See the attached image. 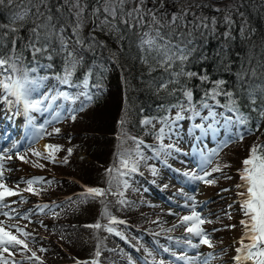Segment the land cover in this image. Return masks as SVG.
Returning a JSON list of instances; mask_svg holds the SVG:
<instances>
[{
    "label": "trees",
    "instance_id": "16d2710c",
    "mask_svg": "<svg viewBox=\"0 0 264 264\" xmlns=\"http://www.w3.org/2000/svg\"><path fill=\"white\" fill-rule=\"evenodd\" d=\"M222 1L224 0H204L208 2V6L211 3L220 4ZM56 3L57 0H51V4ZM82 3L87 5L85 12L88 18L84 21L83 28L74 36L77 48L68 47V50L73 52L79 61L72 77V85H62L55 78L57 75L63 76L66 63V54L59 50L58 45L55 46L56 51L52 53L51 60L41 55L37 57L38 63L33 61L30 50L25 47L32 37L31 29L34 22L39 23L40 20L35 16L34 8L32 14L22 21L18 20L13 23L12 17L15 13H22L25 9L32 8L29 0H12L10 4L6 2L0 5V34L8 33L3 37L0 53L9 54V49L13 47L11 42L15 39L16 52H22L25 57L24 64L29 68H38V72L31 73V75L47 76L50 79L51 83L48 88L50 91L43 92L41 95L43 100H48L45 97L51 99L52 96H59L61 91L67 92L69 96L79 97L75 102L70 100L71 104L83 100V111H79L81 105L74 107L56 126L67 128L69 133L67 149H76L77 146L78 149H83L89 160H75L71 158L72 155L68 156L66 151L61 154V161L68 156L69 162L62 164L67 166L76 175L75 177L72 174L62 175L63 179L58 180L51 173H43L54 183L58 181L54 186L55 189H61V195L41 200L43 206L48 205L54 208L53 217L47 213L43 216L47 218V221L44 220L42 224L44 231L41 235L49 238L50 236L44 233L45 231L54 233L58 230H68L67 222L84 223L85 227L99 222L101 225L114 228L115 231L110 233L105 227L95 229L96 235L104 238V244L92 241L93 249L90 255L82 253L83 256H81L70 253L69 257H63L62 249L58 245H56L58 250L55 254L63 258L62 264H77V261L90 262L93 259H98L99 264H128L129 258L136 261L135 256L132 252L125 253L122 242L127 243L125 245L127 248L129 244L133 248H138L137 243H141L138 234L151 233L158 228L154 220L153 204L145 198L136 200L135 192L147 188V184H154L161 173L158 161L150 163L151 154H155L160 161H166V158L173 154V150L181 146L175 138L168 137L167 131L170 127L161 121L167 120L171 128L177 123L176 121L172 124V120L179 109L172 105L182 103L186 108L188 107V101L182 94L184 89L193 92L192 104L200 113L199 116H193L190 111L182 112L184 118L191 123L200 121L201 117L209 111L221 115L223 120L221 132L227 129L225 127L227 117H231L234 122L238 121L241 116L249 121L247 125L234 123L231 126L229 134L232 142L229 143L228 151L220 155V159L216 162L221 166L230 165L224 170H231L232 193L241 207L242 198L239 193L244 189L237 188L236 185L242 183L240 180L242 161L248 157L252 145H264V118L259 116V112L264 110V94L260 91V88L264 87V0H238L237 4L225 8L227 15L230 14L233 21L230 25H221L217 19L213 24L212 18H215L217 13L215 8H208L207 4L201 7L206 13L207 28L199 26V20L196 18H204L203 16L195 12L196 17H188L185 21L187 27L177 28L172 39L173 43H178L181 40V34H183V39L187 40L191 33L193 44L189 47L194 46L195 51L184 63L183 68L185 71L197 73V76L180 77L179 83H169L167 90H157V86L162 80L168 82L173 80V77L169 72L159 68L146 51H141L137 47L140 35L146 31L144 30L146 27L129 31L121 25V32L115 33L102 24L103 16L97 18L91 14L92 8L97 6L95 0H82ZM54 16L58 20L57 26L64 28L65 37L69 36V29L65 27L71 25L73 29L74 19L68 17L67 10L63 18L55 12ZM244 22L247 25L245 31H243ZM11 28H16L17 31L12 33ZM163 31L168 32L169 29L165 28ZM120 36L122 38H118ZM145 56L148 57V64L142 60ZM46 65L52 66L46 67ZM150 67L155 68V71H150ZM253 70L255 75L252 74ZM171 71H179V68L174 66ZM244 73H247V76L240 79ZM201 76H207L208 80H201ZM86 77L89 80V87L84 89L82 82ZM217 80L225 81L223 89L225 92H231L233 94L231 97L221 94L213 100L205 95L206 92H211ZM97 84L100 85L99 88L96 87ZM82 91H87L92 95L93 100L88 102L80 95ZM170 92L174 94L170 95ZM250 92H252L251 96ZM61 99L64 98L61 97ZM232 101H235L234 106L238 111H229V107L233 106ZM3 103H9L16 112L22 110L21 101H17L15 96L9 95L2 89L0 104ZM203 103H207L209 108H204ZM57 112H59L58 109ZM73 114L77 117L75 121L70 119ZM121 117L127 121L123 126L126 135L123 137L122 146L119 138ZM144 119H151L152 125H144L142 123ZM161 127L165 129L163 145L172 144L175 146L173 149L161 148V141L157 139ZM247 129H252V131L249 132ZM237 132L244 134L243 141L235 138ZM60 133L65 132L60 131ZM130 137L143 141L140 146L143 159L135 156L136 145ZM126 150L132 152V157L138 161L135 172L124 169L120 165L117 153L126 152ZM158 151L159 156H157ZM110 168L113 172L109 174L107 170ZM121 172L126 174L121 175ZM110 180L111 183H109ZM124 181H127L128 187L124 186ZM88 187H99L106 190L110 188L111 191L106 197L88 198L87 202H83L85 197L82 194ZM62 188L66 193L63 194ZM121 200L125 203L121 204ZM84 210L88 213L90 211L89 216L93 217V221L78 220ZM240 216L242 220L247 219L243 212ZM110 218L124 221V223H110ZM60 219L67 222L60 223ZM117 232L120 235H117ZM97 250L101 253L99 257L95 256Z\"/></svg>",
    "mask_w": 264,
    "mask_h": 264
},
{
    "label": "rangeland",
    "instance_id": "374dc122",
    "mask_svg": "<svg viewBox=\"0 0 264 264\" xmlns=\"http://www.w3.org/2000/svg\"><path fill=\"white\" fill-rule=\"evenodd\" d=\"M237 2L238 0H224L220 4L211 3L208 6V2H204V0H178L176 7L180 9L191 4L193 5L191 10L201 17H205L206 13L201 7L196 5L207 4L208 8L213 7L215 9L218 7L220 11H216L215 20L217 19L223 25L228 23L225 22L227 10L222 5L231 6L237 4ZM87 18L88 15L84 12V21H87ZM243 25V31H245L247 29L246 22ZM65 28L69 29V36L65 37L68 41V47L70 49L77 48L74 38L76 33L72 31V26ZM147 29L145 28L144 30L148 31ZM50 83L48 78V80L44 81L43 87L29 97L30 99H40L43 102L41 111H25V107L22 106L21 112L17 114L11 111L7 103L0 105V154L12 156L11 160L5 159L4 161L6 169L4 182L8 187L19 193L16 196L6 197L4 202L7 204L6 207L0 205V223L9 227V230L19 238L26 239L29 247L39 257L41 256L44 264H62L63 258L55 254V251L58 250L56 245L62 249L61 255L63 257H69L70 253H76L81 256H83L82 253L90 255V251L93 249L92 241L104 244V238L96 235L94 228L85 227L84 223H73L70 219L69 222L71 223L60 219V223L65 224L67 222L68 230H58L54 233L45 231L44 233L48 234L49 238L41 235L44 231L42 224L44 220L47 221V218H43V216L46 213L51 215V217L54 216L52 213L54 208H43L41 200L61 195V189H55L54 186L58 181L56 180L54 183L53 180L43 173H51L58 180L63 179L62 175L72 174L74 177L76 175L61 162V154L67 151V146L69 145L67 128L60 126V130L64 131V134L54 133L51 136L45 134L38 141H34L33 136L40 126H44L47 132H52L57 123L62 122L72 108L81 105L83 101L78 100L73 105L70 100L61 99L60 96H57L58 98L55 101L52 99L43 100L40 95L49 88ZM1 91L2 88H0V93ZM57 109L61 115L58 120H54L53 117L56 115ZM205 117L207 119H204ZM178 122L181 124H174L172 128L168 129V135L176 138L184 145L183 148L181 151H177V153L167 157L165 163L160 162L161 173L154 184H147V188H142V190L135 192L136 200L145 198L153 204L155 211L154 220H156L158 228L148 234H138L141 240V243H137L138 248H133L130 244L127 248L125 246L127 243L122 242L125 253L130 254L132 251L135 256L134 259H138L140 262L129 258L128 264H160L161 261H163V264H186L183 260H176L172 256V252H175L178 256L181 254H186L189 257L200 256L201 259H204L211 252L215 259L210 260L209 264H235L232 258L237 254L235 250L241 246L240 240L244 235L245 229L240 224L242 220V216H240L241 207L232 193L233 179L226 178L231 177V170L225 169L222 173H213L212 176L208 177V179L216 178L217 183L215 185L192 180L190 175H184V173L203 175L200 164L201 153L207 156L211 150L221 148L225 141H231V139H227L229 132H221L223 120L220 114L216 115L215 120L209 115H205L201 122L198 123L203 124L205 129L208 128L209 124H212L216 129L215 132L211 130L204 132L194 127L196 123L190 127L187 120L182 119ZM58 127L56 126V128ZM39 142H44L45 145L62 146V150L56 153L55 163L33 155L32 149L47 153L46 149L41 150L38 147ZM229 143L227 147H223L220 150L218 157L213 159L211 165L205 166L207 171L212 169L218 159H220V155L228 151ZM72 150H74V153L71 158L89 160L88 157L86 158L83 149H78L76 146V149ZM21 155L25 156L27 162L18 158ZM151 157L150 163L158 161L155 154H151ZM132 159L136 160L135 157H132ZM35 163L42 164L43 167H36L34 166ZM34 178H42L41 182L33 185L36 191L39 192L38 195L25 191L28 187L25 182ZM223 189H228V191H223ZM64 190L62 188L63 194L66 193ZM189 197H195V200H190L188 199ZM193 204H195L196 211L200 212L202 217L213 221L212 223H205L202 227L209 234L215 248H209L203 244L199 248H192L186 243L187 239H191L193 244L199 243V237L191 236L186 232V226L180 223L181 217L191 214ZM185 205H188V207H184ZM3 213H8V215L5 216ZM226 214H230L231 219ZM89 215L90 211L88 213L84 210L79 215L78 220L82 222L86 220L93 221V217ZM228 225H235V228L226 227ZM10 226L24 228L31 235L25 238L16 232V227ZM214 229L219 230L214 231ZM62 243L64 244L61 245ZM245 243H248V241L245 240ZM166 248L170 251L166 252L164 250ZM40 249H45V251H40ZM15 253V256L9 259H14L17 264H40L35 259H26L30 255L27 251L21 252L16 249ZM5 256L7 257V254ZM249 263L251 264V262Z\"/></svg>",
    "mask_w": 264,
    "mask_h": 264
},
{
    "label": "snow or ice",
    "instance_id": "6c2138e0",
    "mask_svg": "<svg viewBox=\"0 0 264 264\" xmlns=\"http://www.w3.org/2000/svg\"><path fill=\"white\" fill-rule=\"evenodd\" d=\"M6 2L10 4L12 3V0H0V5H3ZM177 2L178 0H95L97 6L93 7L91 12V14L97 18L103 16L102 24L106 25L108 30L115 33L121 32V25L129 31L138 28H148V31H145L140 35L137 47L141 49V51H146L159 68L163 69L165 72H169L170 76L173 77V80L168 82H164L162 80L157 86V90H167L169 83H179L180 77L192 78L197 76V73L185 71L183 68L184 63L189 60V57L195 51L194 46L189 47V45L193 44L191 33H189V39L187 40H184L183 34H181V40L178 43H173L172 39V37L176 34L177 28L181 26L187 27V24L185 23L186 19L190 16L196 17V13L191 10L193 7L191 4L178 9L176 7ZM29 4L33 7L25 9L22 13H15L12 17L13 23L18 20L22 21L27 16L32 14L34 8V14L40 20L39 23L34 22V26L31 29L32 37L25 47L30 50L33 61L38 63L37 57L41 55L46 56L48 60H51L53 58L52 53L56 51L55 46L58 45L59 50L66 54V63L63 76L57 75L55 78L62 85H72V77L76 72L79 61L75 58V54L68 50V41L65 38L64 28L57 26L58 20L54 16V12L58 14L60 18H63L65 10H67L68 17L74 19L75 21V27H73L72 31L74 33H78L84 26V12L87 5L82 3V0H57L56 4H51V0H29ZM196 6L204 7L205 5L198 4ZM224 7L229 8V5H225ZM215 10L220 11V8L217 7ZM196 18L199 20V26L205 28L208 27V24L205 23L207 20L206 17ZM225 22L229 25L233 23L230 14L225 16ZM212 23H216L215 18H212ZM165 28H168L169 31L164 32L163 29ZM10 31L15 33L17 29L11 28ZM7 34V32L0 34V45L3 44V37ZM118 38H122V36ZM11 43L13 47L9 49V54L0 53V88H2L9 95L15 96L17 101H23L25 111H41V104L43 102L40 99H30L29 97L32 93L43 87L44 81L48 80V77L31 75V73L38 72V68L27 67L24 64L25 57L22 52H16L15 39H13ZM142 60L145 64H148L149 62L147 56L142 57ZM51 66L52 65H46V67ZM174 66L178 67L179 71H171ZM150 71H155V68L150 67ZM252 74L255 75L254 70ZM246 76L247 73H244L240 76V79H244ZM200 79L207 81L208 77L201 76ZM82 83L84 89L89 87V80L87 77ZM224 84L225 81L223 80L215 81V86L211 89V92H206L205 95L210 96L213 100H216V97L221 94L231 97L233 95L231 92L224 91ZM96 87L99 88L100 85L97 84ZM260 91L264 94V87H261ZM169 94L171 95L174 93L170 92ZM182 94L188 101V107L186 108L182 103L172 105V107L179 109L172 120V124L176 121L184 119V116L182 115V112L184 111L192 112L193 116L200 115V113L196 111L195 106L192 104L193 92L191 90L184 89L182 90ZM80 95L85 97L88 102L93 100V96L87 91H82ZM251 95L252 92H250V96ZM59 96L63 97L65 100H72L73 102L79 98L69 96L67 92L63 91L59 92ZM57 98V96L51 97L53 101ZM45 99L49 98L45 97ZM217 103H219V101H217ZM232 105L233 106L229 107V111H238V109L234 106L235 101H232ZM202 106L206 109L209 108L207 103H203ZM83 110L84 105L82 103L79 111ZM60 115L61 114L57 112L53 119L58 120ZM208 115L215 120L217 114L214 111H209ZM259 116L264 118V110L259 112ZM76 118L77 117L74 114L70 116L72 121H75ZM204 119H207V117ZM49 123H51V121H49ZM119 123L121 125L119 138L122 146L123 137L126 135L123 130V126L127 123V121L124 117H121ZM142 123L144 125H152V120L144 119ZM161 123L171 127V124H168L167 120H163ZM234 123L247 125L249 121L246 117L242 116L239 117L236 122H234L231 117H227L225 119V127L229 130V132L231 131V126H233ZM194 127L199 128L204 132H207L208 130L213 132L216 131L212 124H209L207 129H205L203 124H196ZM60 131V128H53L52 132H47L44 126H40V128L36 130L33 140L38 141L40 138H43L45 134L51 136L54 133L59 134ZM247 131L251 132L252 129H247ZM164 136L165 129L164 127H161L157 135V139L161 141V148L173 149L175 146L172 144L163 145L162 141ZM235 138L239 141H243L244 134L242 132H237L235 133ZM130 139H132L136 145L134 149L135 156L143 159L144 157L140 150V146L143 144V141L137 140L136 137H130ZM229 142L232 141H225L221 148L211 150L207 156H204L203 153H201L200 164L203 175H196L195 173H184V175H190L192 180L202 181L208 185H215L217 183L216 178L208 179V177L212 176L213 173H222L224 168L230 167V165L224 164L221 166L220 164H216L215 167H212L210 172L206 170L205 166L211 165L213 159L218 157L220 150H222L223 147H227ZM45 149L47 150L46 154L32 149L33 155L55 163L56 153L62 150V146L47 144L45 145ZM175 150L179 151V149ZM72 151L73 150L71 148L67 149L68 156L72 155ZM126 154L127 158H125ZM159 154L160 153L158 151L157 156H159ZM68 156H65L61 162L67 164L69 162ZM117 156L119 157L122 168L129 169L131 172L137 171L136 165L138 161L132 159V152L127 150L126 152H118ZM18 158L27 162L25 156L23 155ZM5 159L11 160L12 156L0 154V205L4 207L7 206V204L4 203L6 197L19 195L17 191L8 187L4 182V175L6 171L4 165ZM242 164L243 168L240 170V180L242 183L236 185V187L244 189V191L240 192L239 195L242 198L241 210L247 219L240 221V224L244 227L245 231L240 240L241 246L235 250L237 254L232 259L235 261V264H248V262H251V264H264V145H252L249 149L248 157L242 161ZM34 166L43 167V165L39 163H35ZM107 172L110 174L113 172V169L110 168ZM153 172L155 173V169H153ZM120 174L125 175L126 173L121 172ZM226 178L230 179L231 177ZM41 181L42 178H34L26 181L25 183L28 187L25 191L38 195L39 192L36 191L33 185ZM109 183H111V180ZM124 186L128 187L127 181H124ZM110 191V188L106 190L99 187H88L86 192L82 194L85 197L83 202H87L88 198L95 199L97 197H106ZM223 191H228V189H223ZM120 195H123V193H120ZM188 199L194 201L195 197H189ZM101 202L103 203V200ZM120 203L123 204L125 201L121 200ZM47 207L48 205L43 206V208ZM184 207H188V205H185ZM229 207H231V205H229ZM3 214L5 216L8 215V213ZM226 215H228V218L231 219L230 214ZM212 222L213 221L202 217L201 213L196 211L195 204H193L191 214L181 217L180 223L181 225L186 226V232L191 236L199 237V243L193 244L191 239H187L186 243L192 248H199L201 244L207 245L209 248H215L209 234L206 233L205 229L202 227L205 223ZM110 223H124V221H117L115 218H110ZM87 227L94 229L105 227L106 231L110 233L115 231L114 228L101 225L99 222L87 225ZM226 227L235 228V225H228ZM216 230L219 229H214V231ZM169 231H171V229H169ZM16 232L25 238L31 235V233L25 231L24 228L16 227ZM116 234L120 235L118 232ZM245 240H247L248 243H245ZM16 249H19L21 252L27 251L31 253L26 257V259H35L40 261V264H44L36 252L29 247L26 239L19 238L11 230H9V227L0 223V264H17L14 259H9L15 256ZM164 250L166 252L170 251L167 248ZM40 251H45V249H40ZM5 254H7V257ZM171 254L176 258V260H183L186 264H209L210 260L215 259V256L211 252L208 253L204 259H201L200 256L189 257L186 254L178 256L175 252H172ZM100 255V251L97 250L95 256L99 257ZM77 264H99V260L93 259L90 262L77 261ZM160 264H163V261H161Z\"/></svg>",
    "mask_w": 264,
    "mask_h": 264
},
{
    "label": "bare ground",
    "instance_id": "6f19581e",
    "mask_svg": "<svg viewBox=\"0 0 264 264\" xmlns=\"http://www.w3.org/2000/svg\"><path fill=\"white\" fill-rule=\"evenodd\" d=\"M234 22H235V21H234ZM38 147H39L41 150L45 149V143H44V142H39ZM43 152H44V151H43ZM248 264H250V263L248 262Z\"/></svg>",
    "mask_w": 264,
    "mask_h": 264
}]
</instances>
